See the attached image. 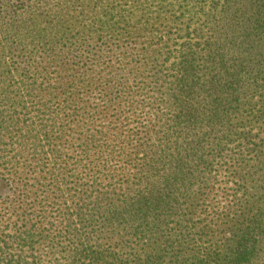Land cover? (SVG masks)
<instances>
[{"label":"trees","instance_id":"16d2710c","mask_svg":"<svg viewBox=\"0 0 264 264\" xmlns=\"http://www.w3.org/2000/svg\"><path fill=\"white\" fill-rule=\"evenodd\" d=\"M264 0H0V264H257Z\"/></svg>","mask_w":264,"mask_h":264},{"label":"rangeland","instance_id":"374dc122","mask_svg":"<svg viewBox=\"0 0 264 264\" xmlns=\"http://www.w3.org/2000/svg\"><path fill=\"white\" fill-rule=\"evenodd\" d=\"M257 264H264V254L261 255V257L259 258V262H257Z\"/></svg>","mask_w":264,"mask_h":264}]
</instances>
